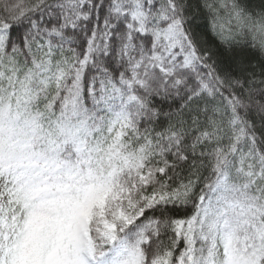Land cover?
<instances>
[{
	"label": "snow or ice",
	"instance_id": "1",
	"mask_svg": "<svg viewBox=\"0 0 264 264\" xmlns=\"http://www.w3.org/2000/svg\"><path fill=\"white\" fill-rule=\"evenodd\" d=\"M0 264H264V0H0Z\"/></svg>",
	"mask_w": 264,
	"mask_h": 264
}]
</instances>
